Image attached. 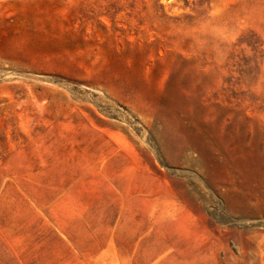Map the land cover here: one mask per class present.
<instances>
[{
  "label": "rangeland",
  "instance_id": "1",
  "mask_svg": "<svg viewBox=\"0 0 264 264\" xmlns=\"http://www.w3.org/2000/svg\"><path fill=\"white\" fill-rule=\"evenodd\" d=\"M0 264H264V0H0Z\"/></svg>",
  "mask_w": 264,
  "mask_h": 264
}]
</instances>
